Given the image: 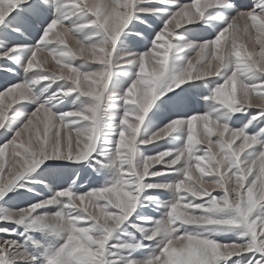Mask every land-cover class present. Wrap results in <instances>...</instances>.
I'll return each instance as SVG.
<instances>
[{
	"label": "snow or ice",
	"instance_id": "obj_1",
	"mask_svg": "<svg viewBox=\"0 0 264 264\" xmlns=\"http://www.w3.org/2000/svg\"><path fill=\"white\" fill-rule=\"evenodd\" d=\"M54 2L57 17L47 24L24 64L25 72H34L35 77L0 90V129L17 104L36 99L34 85L66 81L71 87L58 88L50 100L38 102L11 139L0 144V200L23 187L26 174L49 160L78 162L92 157L104 127L103 106L113 68L136 65L137 78L122 97L127 107L108 165L116 170L114 182L86 193L62 189L43 201L0 214V225L15 224L26 232L46 230L60 238L55 247L36 256L19 241L3 238L15 235L16 229L0 227V264H120L121 256L114 249L125 250L124 264H264V127L248 131L254 122L264 121V79L259 78L264 76V0L237 10L213 39L183 45L173 43L177 30L204 20L211 9L235 5L231 0L178 4L148 51L119 58L115 50L125 29L140 14L161 11L152 6L157 0ZM145 2L147 6H142ZM26 4L28 0H0V25ZM72 15L90 19L66 26L64 21ZM84 29H92V35L80 38L77 33ZM245 37L247 44L241 42ZM69 39L75 46L69 45ZM23 47L0 52V59ZM187 50L194 54L185 66L173 67V54ZM45 51L57 71L44 70L47 57L37 59ZM76 59L100 68L82 71L73 63ZM229 66L232 71L213 90V99L231 115L256 109L248 124L234 129L213 115L199 113L174 119L150 138L140 139L143 121L157 99L186 83L220 76ZM73 94L90 103L80 110L52 111V100ZM181 129L186 133L182 148H168L137 161L140 144L159 142ZM171 176L178 178L169 181ZM151 189L171 190L173 199L163 205L162 219L140 216L141 223L131 225L144 239L158 241L150 255L137 260L126 251L133 245L110 241L142 200H157L144 195ZM50 206L58 210L41 211ZM227 232L236 233L237 239L222 243L213 238ZM146 247L142 242L135 245Z\"/></svg>",
	"mask_w": 264,
	"mask_h": 264
},
{
	"label": "rangeland",
	"instance_id": "obj_2",
	"mask_svg": "<svg viewBox=\"0 0 264 264\" xmlns=\"http://www.w3.org/2000/svg\"><path fill=\"white\" fill-rule=\"evenodd\" d=\"M173 1H175V0H173ZM176 1L172 2L173 3L172 4V3H166L163 0H161L160 1L161 3H164V4L166 3L164 5V4H160V2L157 0V2L153 5L154 7L158 8V9H160V7H162L164 5L162 10L163 11L165 9L169 10V11L167 10L168 12L165 11V13H166L165 15H167V17H165L164 19H162L163 18V17H161L162 15L158 17L159 13H161V11H162L161 9H160L161 11H159L156 14H154V16L153 15H145V14H142L143 15L142 16L140 14V16H142V17L139 16L138 19H134L129 24V26L125 29V32L123 33V35L120 37V40H119V42H118V44L116 46V50H115L116 57L119 58V57L125 56V55H127L129 53L132 54L133 56H136V55H139V54H142V53L148 51L151 48L153 37L160 30H162L163 25L166 22V20L169 18L170 14L176 10L175 6L178 5V4H184V3H191L192 2V0H184V2H182L183 0H179V1L176 0ZM63 2H66V0H62V3ZM88 2L91 3V2H93V0H88ZM231 2H232V4L235 5V8H229V7H222L221 9L220 8L219 9L214 8V10H211L208 13V15L206 14V17H205L204 20H202V21H200L198 23L191 24V25H186V26L182 27L181 29H179L180 31L177 30L176 37L173 40V43L176 44V45H179L181 43L180 45H182L184 43H191V42L198 43V42L205 41V39H206V41H209V40L213 39L214 38L213 36H215L218 33L217 31L222 29L226 25V23L230 20V18L233 17L234 15H236V11L237 10L251 8L252 5L255 3V0L254 1L253 0H246V2H245L246 6H244V7H239V5L236 4L237 0H232ZM146 3L147 2H145V4ZM145 4H143L142 6H147ZM167 4H169L170 8L168 6H166ZM36 5H41L47 11V14H46L47 16H45L44 18H41L40 21L37 20L35 18L34 14H33V7L36 6ZM56 8H57V5L54 2V0H28V4L20 6L16 11H14L12 13V15L10 17H8L6 19V21L4 22L3 25H0V52H5L8 49L12 48L14 45L26 46V47H23V48H21L20 50H18L16 52L12 53L9 58L0 59V90H3L4 88H6L10 84H15V83H18V82H30L35 77L36 73H34V72H25L24 64H25L26 60L29 57L31 47L33 45H35L38 40L41 39L42 32L45 29V27L47 26V24L50 22L51 19L57 17ZM217 10L219 11V13H218ZM155 16H156V18H155ZM209 16H212L214 18L209 19L208 18ZM146 17L147 18L149 17L148 18L149 20L150 19H154V22L156 21L155 23L153 22L154 26L151 27L149 24H147V22H150V21L149 20L147 21ZM88 19H90V17L83 16V15H80V16L72 15L69 19L65 20L64 23H65L66 26L71 27L72 25L77 24V23H84ZM23 20H24V22H23ZM25 20H32L35 23V26H36L35 27L36 30L34 31L35 33L33 32L32 28L30 30H28L29 32H27V33H29V37L28 36L23 37L22 35H18V32H19L20 29L22 31L26 30L25 27H27V26L25 25ZM145 21H147V22H145ZM10 22L11 23L13 22L14 24H17L18 27L15 26L13 23L12 24L14 26L11 25ZM18 23H19V25H18ZM135 23H141V24L143 23L144 25L146 24V26L149 25L148 26V27H150V32L148 31L149 35L144 36V38L145 39H149V41L145 40L143 37L140 36L142 33L138 34L137 31H136V34L132 33V31L134 32L136 30V28L132 29L133 26H134L133 24H135ZM153 23H151V24L153 25ZM9 24H10V26H9ZM22 24L24 25L23 27H22ZM7 26H9V27H7ZM15 27H16V30H15ZM19 27H20V29H18ZM188 27H189V29H188ZM214 27H215L216 33L211 31L212 28H214ZM199 28L203 29V34L206 31V33L204 35H208V37L210 39L208 37L204 38L205 36H203L201 34H200L201 36H199L197 32H196V35H195L194 38L193 37L190 38L188 36V35H190L189 32H191V30L193 32L194 29L196 31ZM204 28L205 29L207 28V30L209 31L208 34H207L208 31L207 30L204 31ZM17 29H18V31H17ZM187 29L188 30L191 29V30L188 31ZM192 32H191V34H192ZM20 33H21V31H20ZM92 33H93L92 29H84L83 31L77 33V35L80 38H87V37L91 36ZM131 33L133 35H131ZM180 33H183L182 34L183 36ZM184 34H185L186 37L184 36ZM209 34H210V36H209ZM17 35H18L19 38L17 37ZM125 35H126V37H125ZM135 35L138 36V37H136ZM127 36H130L131 38L128 37L129 38V40H128ZM138 38L139 39L143 38V40L145 41V42L143 41L144 43L142 42L143 45L141 44V46H138V47H140V49H142L141 51L136 50V49H138L137 46H136L137 42L134 43V39L136 41V39H138ZM6 39H8V43L9 44L6 43L7 42ZM125 39H126V41H124ZM130 40L133 41V42L132 43L129 42ZM195 40H197V41H195ZM241 42L247 44V38L246 37L243 38ZM68 43H69L70 46H75V42L72 39H69ZM125 43H127V45H129V46H126ZM128 47H130L132 50L130 48H128ZM129 49H130V51H129ZM179 53L181 54L182 52H178V54L176 52L177 55H180ZM182 54H183V56H177V55L173 56V60L174 61L176 59L174 57H178V58L182 57L184 59L183 60L182 58H179L181 60L176 59V61L177 60L178 61L177 62L175 61L177 63V66H180L181 68L183 66H185L187 59L190 58L194 54V50L183 51ZM44 57H47V63L44 65V70L57 71L58 66L55 64V61L52 59V57L47 55L46 51L39 53L37 59L41 60ZM173 60H172V63H173ZM73 63L78 68H80L82 71H92V70H98L100 68V65H98V64H95L93 62H85V61H83L81 59H76V60L73 61ZM175 65L176 64H174L173 67H175ZM127 66H129V67H127ZM177 66H176V68L180 69V67H177ZM229 67L224 70V72L227 75L230 74L231 71H232V67L231 66H229ZM137 73H138V67L136 65H117V66H115L113 68V75H112L111 81L109 83V86H108V88L106 90V94H105L106 97H107V100H106L105 105L103 106V124H104V127L101 130V135H100L99 140H98V144H97L98 151L96 153H94L93 157H90L89 159L84 160L83 163L81 161L82 164L80 163V161L78 163H76V162L75 163L74 162L73 163H68V162H64L62 160L61 163L60 162L55 163V160H49L47 162L51 161V163H48L46 166L44 165L45 167H43V165L38 166V168L39 169L41 168V169L37 170V168H35L34 172L37 175V176L35 175L36 177L33 176V178H35V179H33L32 176L30 177L33 181L32 180L29 181L30 178L29 177H25V181L21 182V184L23 182H26V184H30L29 187L32 186L34 189L28 188V187L25 188L23 186L22 189H21V187H19L18 191H14V192L10 191L9 192L10 196L8 195L9 194L8 193L4 197V199L2 200L3 203L0 200L1 201L0 202V204H1L0 205V210H1L0 214H7L8 212H10L12 210L21 209V208L18 207V205L21 204V203H22V208H25L29 204L35 203L38 200L39 201H43L44 199L48 198V196H49V194L51 192L52 186L54 184L55 185L65 186V185H67L70 182V183H74V186H75L78 183L79 184L78 187L80 188V190H82L84 188H87V190H90V189L92 190L94 188L98 189V188L102 187V184L100 183V185H98L97 187L93 186L94 188H90V187H92V182H94V180H95V179H93L94 177H96L95 184H96V182H97V180L99 178L101 179L102 177H104L102 174L105 172V169H107L106 171H109V169H110L111 171H114V173L116 172L113 167H109L108 165L111 162L112 149L114 148V146H115V144L117 142V138H118L119 120L122 117V114L126 110V107H127L123 103L122 97H123L127 87L130 86V84L133 82V80L137 78ZM225 73L220 75V78L222 80H220V78L218 76V77H215V78L211 77L210 78L211 81L209 80V78H207V80L203 79V80L192 81V82L186 83L185 85H183L181 87H177L176 89H174L171 92H167L165 95H163L159 99H157L155 101L154 106L147 113V115L145 117V120L143 121L141 130H140V133H139L140 139L150 138V136L153 133H155L158 129L166 126L170 121H172L174 119H177V118H184V117L190 118L196 112H198L196 114H199V113L202 114V113H207L208 112L210 115H213L214 117H216L215 115H217V117H219L221 120H222V118L226 119L229 122V124L228 123L227 124L231 128H234V129L242 128L246 124H248L247 122H248L250 116L255 114V112L257 111L256 109H249L248 110L249 112L247 114L250 115L249 117H247L246 113H244V114L243 113L235 114L237 119L240 116L245 115L246 118L244 119V117H243V119H242L243 121H245V122H243L244 125L242 124V120H240L241 124H242L241 125L240 121H239V123L235 122V121H232L233 120L232 119L233 116L228 114V113H226L223 109H221L216 104L217 102L215 100H214L215 101V103H214V101L212 100L213 99L212 98L213 97L212 94L208 93L207 95L205 94L207 97L203 96L204 93H205V91H204L205 88H204L203 84L205 83V85L207 86L208 89L213 90L214 88L219 86V84L221 85V83L222 84L224 83V78H225L224 76H226ZM257 75H259V74H257ZM218 78H219V80L221 82L218 80ZM259 78L264 79V76H260ZM212 82H215L214 83L215 86H213V87H212V84H213ZM199 84H201V85H199ZM62 87H71V85H70L69 82H66V81H58V82L52 83L50 85L48 83H46V82L45 83H41L39 85H34L32 87V95L34 97H36V99L35 100H29L27 102L17 104L14 107V109L12 110V113L10 115L9 120L6 122L5 127L3 129H0V144H3L5 142L4 140H10L11 139V137L14 134L15 130H17L22 125V123L26 120L27 116L30 115V113L37 107L38 102H43L45 100H50V98L53 96V94L56 93L57 89L58 88H62ZM42 88H44L45 91L42 90ZM201 90H203V95L201 94V98L203 97L202 99H204V98L205 99L204 100H200V99L196 98L198 106L192 104V102H191L192 98L190 97V95H192L193 93H196L197 94L196 96L199 97V91H201ZM183 94H185V96ZM186 95L188 96V98H187ZM209 95L210 96L212 95L211 101H210V96ZM182 96L186 97L187 100H186V98H185V100H183ZM188 99H189V101H188ZM181 102H183L184 104L181 103ZM88 103H90V101L87 98H84L83 96H77L76 94H73V95H70V96H67V97H61L59 100H52L51 101V108H52V111L54 113H60V112H67V111H70V110H80V109L84 108ZM206 103H209V104L207 105ZM161 104H162L163 108H161L159 110V112H158L157 108H160ZM203 107H204V110H202ZM197 108H198V110H196ZM221 113L223 115H221ZM160 114H161V116H163V120H160V117H161ZM218 115H221L222 118L220 116H218ZM229 115H230V117H229ZM246 120H247V122H246ZM230 121H231V123H230ZM250 127L251 128H248L249 132H256L261 127H264V121H261V123L260 122H256V123L254 122ZM200 128L202 129V123L199 124L198 127H197V132L198 133L201 131ZM185 137H186V133H184V131L181 129V130H178L177 132L173 133L172 135H170L167 139H162L159 142L151 143V144H147V145L140 144L138 146V152H137L136 159L139 162L143 158V156H144L143 154H145V153H147V154L149 153L147 156H149V155L153 156L154 154L159 153V152H161V151H163L165 149H168V148H177V149L182 148L185 145V143H186ZM93 160H94V162H93ZM52 161H54V163H52ZM90 161L92 162L91 163L92 165L90 164ZM95 162H97L96 165H93V163L95 164ZM98 163L99 164L102 163L100 165L101 166L100 168L98 167V165H99ZM78 166H80V167H78ZM83 166L86 167V168L84 169ZM90 166H96V167L92 168ZM81 167H82V169H81ZM156 167H160V166L157 165ZM87 168L91 172L93 170V172H94V173H92L93 174L92 175L93 178L91 176V172L89 173ZM89 168H92V170L89 169ZM96 168L97 169L99 168L98 172H97ZM83 169L85 171H83ZM81 172L83 174H85V175H83V177H82ZM71 173H72V176L75 173L74 176H73V179L75 178L76 181H78L77 183L75 182V180L73 181V179H71L72 176L69 177V175ZM198 174L199 173H196V175H198ZM101 175H102V177H100ZM105 175H107L106 172H105ZM40 176H41V178L42 177H44V178L41 179ZM175 177H177V176L168 177V180L169 181L175 180L176 179ZM115 178H116V175H113V174L108 175V179L109 180L106 179L104 181H107V182L109 181V182L107 184L103 185V186H106V185L109 186L112 182H114L113 179H115ZM70 179H71V181H70ZM47 184H48V186H47ZM88 184H89L90 187L88 186ZM168 192H172V191L171 190L160 191V190H156V189L146 190L144 195L156 196L157 200H155V201L142 200V202H140L138 208L136 209V213H139V215L134 213V216H133L134 219L131 217L130 220L126 223L127 225L125 224L126 226L124 225L119 230H116L115 232H117V233L114 234L115 235L114 237H116V235L118 237V235L120 234L121 237L127 238L126 236L128 235V233L133 232L134 236L131 239L127 238L129 240L128 242H127L126 239H125V241H123V239L121 241V238H120V241H119L118 240L119 237H118V239L115 238V240H113L114 238L112 237L110 242L112 244H114V245L130 244V245H133V246H135L136 244L142 242L143 244H145L148 247H150L152 241H148V240L144 239L142 234L136 232L135 229L131 227V225L132 224L141 223L140 216H143V217L152 216V218L153 217L158 218V216L164 211L163 205L166 204V203L163 201V199H164L165 194L168 193ZM82 193H86V190H84V192L82 191ZM34 198L37 199V200H34ZM17 203H19V204H17ZM13 204H14V207H13ZM2 205L4 207L1 208ZM5 208H7V209H5ZM41 211L43 213H48V214H52V212H53V210L50 207L42 209ZM155 215H157V216H155ZM0 227H7V228L16 229V234L15 235H13V236H6L5 235V236H3V238L4 239H14V240L19 241L20 244L23 245L27 249L28 252H30L31 254L36 255V256H41V254L46 250V247H47V249H48V246H49V248L55 247V245H57L60 242V240H59L60 238H58L55 234L51 233L50 231H46L45 230V231L26 232L24 227H18L15 224L0 225ZM146 227H147V225H146ZM126 230H128V231H126ZM124 231H125V233H124ZM122 234H123V236H122ZM125 234H127V235H125ZM0 235H2V234H0ZM29 236L32 238V240L38 241L41 246L40 247L34 246L32 241L28 239ZM236 237H237V235L234 232L216 233L213 236L214 239H216L217 241H220L222 243H227V242L236 240L237 239ZM50 238H51V241H52V243L50 245H52V246H50V245L44 246L46 240H50ZM157 242L158 241H155V243H157ZM44 248H45V250H44ZM41 249H43V250H41ZM132 249H134V251H131V254L133 256L135 254H137V256H134L137 260H140L138 252L142 251L143 253L141 254V256H143V254L147 251V250L144 251L143 250L144 248L143 249L142 248H139V249L130 248L129 250H132ZM149 250H151V249H149ZM116 252H122V254L124 253V251H122V249L117 250ZM151 252H152V250H151ZM118 254L122 258V260H120V263L123 264V262H124L123 258L125 256H124V254L122 255L121 253H118ZM121 261H123V262H121Z\"/></svg>",
	"mask_w": 264,
	"mask_h": 264
},
{
	"label": "bare ground",
	"instance_id": "obj_3",
	"mask_svg": "<svg viewBox=\"0 0 264 264\" xmlns=\"http://www.w3.org/2000/svg\"><path fill=\"white\" fill-rule=\"evenodd\" d=\"M158 1L160 2L161 0H158ZM163 1H164V0H163ZM175 1H176V0H175ZM175 1L172 0V2H175ZM178 1H179V0H178ZM231 1H232V0H231ZM253 1H254V0H253ZM159 2H158V3H159ZM172 2H171V3H172ZM176 2H177V1H176ZM182 2H184V0H183ZM245 2H246V0H237V3H236V4H238L239 7H244V6H246V5H245ZM160 4H164V3H161V2H160ZM165 4H166V3H165ZM165 4H164V5H165ZM172 4H173V3H172ZM145 5H147V3H146ZM164 5H163V6H164ZM152 6H153V5H152ZM161 6H162V5H161ZM163 6L160 7L161 10L163 9ZM166 6H168V7L170 8L169 4H167ZM166 6H165V7H166ZM165 7H164V8H165ZM219 8L221 9L222 7H219ZM219 8H217V9H219ZM167 10H168V9H167ZM167 10H166V9H165L164 11L162 10L163 12L161 11V13H159V15L157 14L158 17L161 16V15H162L161 17H163L162 19H164L165 17H167V15H165V14H166L165 11H167ZM211 10H214V9H211ZM211 10H209V12H210ZM168 11H169V10H168ZM168 11H167V12H168ZM217 11H218V10H217ZM157 13H158V12H157ZM218 13H219V11H218ZM33 14H34L35 18H36L37 20L40 21L41 18H44L45 16H47V15H46V14H47V11H46V9L43 8L41 5H36V6L33 7ZM210 14H211V13H210ZM222 14H223V13H222ZM222 14H221V15H222ZM141 15H142V14H141ZM207 15H208V14H207ZM221 15H220V16H221ZM224 15H225V14H224ZM224 15H223V16H224ZM230 15H231V14H230ZM139 16H140V15H139ZM142 16H143V15H142ZM142 16H140V17H142ZM153 16H154V15H153ZM211 17H212V16H211ZM146 18H147V17H146ZM146 18H145V19H146ZM148 18H149V17H148ZM148 18H147V21L149 20ZM153 18H154V17H153ZM155 18H156V16H155ZM157 19H158V18H157ZM160 20H161V19H160ZM147 21H145V22H147ZM149 21H150V22H147V24H149L151 27L154 26V23H155L156 21L154 22V19H150ZM162 21H163V20H162ZM209 21H210V20H209ZM216 21H217V20H216ZM23 22H24V20H23ZM153 22H154V23H153ZM210 22H211V21H210ZM10 23H11V22H10ZM12 23H13V22H12ZM12 23H11V25L14 24V23H13V24H12ZM151 23H153V25H152ZM207 23H208V22H207ZM211 23H212V22H211ZM213 23H214V22H213ZM5 24H6V23H5ZM7 24H8V23H7ZM23 24H24V23H23ZM23 24H22V27L24 26ZM142 24H143V23H142ZM142 24H141V23H135V24H133L134 26H133L132 29H135V28H136V30H135L134 32L132 31V33H133V34H134V33L136 34V31H137L138 34L142 33L140 36L144 38V36L149 35V34H148V31L150 32V27H148L149 25L146 26V24H145V25H144V24L142 25ZM203 24H204V23H203ZM14 25L17 26V24H14ZM14 25H13V26H14ZM18 25H19V23H18ZM25 25L27 26V27H25V28H26L25 31H24V30L22 31V30L20 29V27L18 28V29H20L19 32H18V35H22L23 37H26V36L29 37V33H27V32H29L28 30H30V29L32 28V30H33V32H34V31L36 30V28H35L36 26H35V23H34L32 20H25ZM156 25H157V24H156ZM156 25H155V26H156ZM212 25H213V24H212ZM212 25H211V26H212ZM9 26H10V24H9ZM9 26H7V27H9ZM207 26H208V25H207ZM17 27H18V26H17ZM190 27H191V26H190ZM186 28H187V27H186ZM11 29H12V28H11ZM18 29H17V31H18ZM23 29H24V28H23ZM188 29H189V27H188ZM188 29H187V30H188ZM15 30H16V27H15ZM190 30H191V29H190ZM190 30H188V31H190ZM205 30H207V28H206V29L204 28V31H205ZM20 31H21V33H20ZM179 31H180V30H179ZM188 31H187V32H188ZM207 31H208V30H207ZM211 31L216 33L215 27L212 28ZM33 32H32V33H33ZM191 32H192V30H191ZM191 32H189L190 35H188L190 38H191V37L194 38L195 35H196V32L198 33L199 36L203 35V36H205L204 38H207V37H208V35H204V34L206 33V31H205L204 34H203V29H200V28L197 29L196 31H195V29H194L193 32H192V34H191ZM217 32H218V31H217ZM19 33H20V34H19ZM34 33H35V32H34ZM128 33H129V32H128ZM132 33H131V35H133ZM208 33H209V31L207 32V34H208ZM215 33H214V34H215ZM9 34H10V33H9ZM180 34L182 35L183 33H180ZM200 34H201V35H200ZM18 35H17V37H18ZM122 35H123V34H122ZM10 36H11V35H10ZM14 36H15V35H14ZM135 36H136V35H135ZM135 36H134V37H135ZM182 36H183V35H182ZM184 36H185V34H184ZM209 36H210V34H209ZM212 36H213V35H212ZM17 37H16V38H17ZM125 37H126V35H125ZM128 37L131 38L130 36H127V38H128ZM136 37H138V36H136ZM136 37H135V38H136ZM185 37H186V36H185ZM196 37H197V36H196ZM213 37H214V36H213ZM7 38H8V37H7ZM18 38H19V37H18ZM30 38H31V37H30ZM127 38H126V39H127ZM129 38H128V40H129ZM143 38H141V39L138 38V39H136V41H135V39H134V43L137 42V43H136V46H137L138 49H136V50H138V51H141V50H142V49H140V47H138V46H141L142 42L144 41ZM204 38H203V39H204ZM208 38H209V37H208ZM9 39H10V38H9ZM20 39H21V38H20ZM126 39H125L124 41H126ZM132 39H133V38H132ZM144 39H145V38H144ZM184 39H185V38H184ZM188 39H189V38H188ZM195 39H196V38H195ZM209 39H210V38H209ZM6 40H7L6 43L9 44V43H8V39H6ZM11 40H12V39H11ZM13 40H14V39H13ZM17 40H18V39H17ZM119 40H120V39H119ZM145 40H148V41H149V39H145ZM182 40H183V39H182ZM186 40H187V39H186ZM192 40H193V39H192ZM192 40H191V41H192ZM14 41H15V40H14ZM148 41H147V42H148ZM195 41H197V40H195ZM205 41H206V39H205ZM3 42H4V41H3ZM10 42H11V41H10ZM129 42L132 43L133 41L130 40ZM144 42H145V41H144ZM144 42H143V43H144ZM189 42H190V41H189ZM11 43H12V42H11ZM13 43H14V42H13ZM183 43H184V42H183ZM191 43H196V42H191ZM198 43H199V42H198ZM125 44H126V46H129V45H127V43H125ZM180 44H181V43H180ZM180 44H179V45H180ZM184 44H185V43H184ZM134 45H135V44H134ZM134 45H133V46H134ZM142 45H143V44H142ZM182 45H183V44H182ZM134 47H135V46H134ZM128 48H130V47H128ZM132 48H133V47H132ZM130 49H131V48H130ZM130 49H129V51H130ZM133 49H134V48H133ZM131 50H132V49H131ZM134 53H135V52H134ZM182 53H183V52H182ZM182 53H181V54L179 53L180 55H177V54H178V52H177V54L175 53L174 55H175V56H176V55H177V56H183ZM174 55H173V56H174ZM187 56H188V55H187ZM184 57H185V56H184ZM174 58L179 59V58H182V57H179V58H178V57H174ZM176 59H175V61H176ZM182 59H183V58H182ZM172 60H173V59H172ZM179 60H181V59H179ZM183 60H184V59H183ZM175 61L173 60V63H174ZM177 61H178V60H177ZM177 61H176V62H177ZM176 62L174 63V64H176V65H175V68H176V66H177V63H176ZM173 63H172V64H173ZM174 64H173V65H174ZM173 65H172V66H173ZM183 65H184V64H183ZM181 66H182V65H181ZM127 67H129V66H127ZM177 67H180V66H177ZM180 68H181V67H180ZM229 68H230V67H229ZM176 69H177V68H176ZM178 69H179V68H178ZM224 73H225V72H224ZM222 74H223V73H222ZM225 74H226V73H225ZM226 75H227V74H226ZM30 76H31V75H30ZM33 77H34V76H33ZM217 77H218V76H217ZM221 77H222V76H221ZM224 77H225V76H224ZM212 78H213V77H212ZM214 78H215V77H214ZM219 78H220V76H219ZM219 78H218V80H219ZM28 79H29V78H28ZM206 80H207V79H206ZM209 80H210V78H209ZM212 80H213V79H212ZM216 80H217V79H216ZM220 80H222V79L220 78ZM220 80H219V81H220ZM210 81H211V80H210ZM220 82H221V81H220ZM220 82H219V83H220ZM196 83H197V82H196ZM212 83H213V84H212V87L215 86V85H214L215 82H212ZM217 83H218V82H217ZM202 84H203V83H202ZM199 85H201V84H199ZM203 85H204V88H205V90H204V91H205L204 95H203V90L199 91V97L196 96V95H197L196 93H193V94L191 93L192 95H190V97L192 98V100H191L192 104L198 106L196 98H198V99H200V100H204V99H205V98L202 99L203 97L201 98V94H202L204 97H205L208 93L213 95V90H214L215 88H214L213 90H210V89L207 88V86L205 85V83H204ZM216 85H217V84H216ZM219 85H220V84H219ZM221 85H222V83H221ZM184 87H185V86H184ZM197 87H198V86H197ZM40 88H41V87H40ZM47 88H48V87H47ZM47 88H46V89H47ZM200 88H201V87H200ZM42 90H44V88H42ZM199 90H200V89H199ZM44 91H45V90H44ZM185 91H186V90H185ZM42 92H43V91H42ZM210 92H211V93H210ZM184 93H185V92H184ZM205 94H206V95H205ZM114 95H115V94H114ZM183 95L185 96V94H183ZM212 95H211V96L209 95V96H210V101H211V97H212ZM186 96H187V95H186ZM209 96H208V97H209ZM206 97H207V96H206ZM185 98H186V97H183V96H182V99H183V100H185ZM187 98H188V96H187ZM187 98H186V100H187ZM212 98H213V97H212ZM206 99H207V98H206ZM212 100L214 101V99H212ZM188 101H189V99H188ZM206 101H207V100H206ZM181 103H183V102H181ZM186 103H187V102H186ZM211 103H212V102H211ZM214 103H215V101H214ZM183 104H184V103H183ZM206 104L208 105L209 103H206ZM216 104L218 105V103H216ZM210 105H211V104H210ZM124 106H125V105H124ZM159 106H160V105H159ZM159 106H158V107H159ZM218 106H219V105H218ZM216 107H217V106H216ZM219 107H220V106H219ZM123 108H124V107H123ZM161 108H163V107H162V104H161L160 108H157L158 112H159V110H160ZM205 108H206V107H205ZM213 108H214V107H213ZM199 109H200V108H199ZM157 110H156V111H157ZM196 110H198V108H197ZM202 110H204V107H203ZM199 111H200V110H199ZM222 111H223V110H222ZM248 112H249V111H248ZM248 112H247V113H248ZM250 112H251V111H250ZM156 113H157V112H156ZM196 113H198V112H196ZM196 113H195V114H196ZM207 113H208V112H207ZM247 113H246V114H247ZM251 113H252V112H251ZM255 113H256V112H255ZM208 114H209V113H208ZM236 114H237V113H236ZM238 114H240V113H238ZM243 114H244V113H243ZM253 114H254V113H253ZM221 115H223V114L221 113ZM221 115H218V116L221 117ZM230 115H231V114H230ZM230 115H229V117H230ZM160 116H161V114H160ZM160 116H159V117H160ZM215 116L217 117V115H215ZM232 116H233V117H232V119H233L232 121H235V122H238V123H239L240 120L243 119V117H244V119L246 118L245 115L240 116L238 119H237L236 115H232ZM249 116H250V115L247 114V117H249ZM216 117H215V118H216ZM217 118H218V120L220 119L219 117H217ZM221 118H222V117H221ZM168 119H169V118H168ZM160 120H163V116L160 117ZM165 120H166V119H165ZM220 120H221V119H220ZM224 120H225V121H224ZM221 121H222V122H226L227 120L222 118ZM243 122H245V121L242 120V124L244 125ZM246 122H247V120H246ZM226 123L229 124L228 121H227ZM230 123H231V121H230ZM232 123H233V122H232ZM247 123H248V122H247ZM255 123H256V122H255ZM260 123H261V122H260ZM148 124H149V123H148ZM240 124H241V121H240ZM242 124H241V125H242ZM233 125H234V124H233ZM260 125H261V124H260ZM155 127H156V126H155ZM236 127H237V126H236ZM249 128H251V127H249ZM200 129H201V128H200ZM181 132H182V131H181ZM184 133H185V132H184ZM182 137H183V136H182ZM183 139H184V138H183ZM185 139H186V137H185ZM4 141H5V140H4ZM151 149H152V148H151ZM148 154H149V153H148ZM148 154H147V153L143 154V155H144L143 158H144V157H149L150 155L147 156ZM93 155H94V154H93ZM151 155H152V154H151ZM92 157H93V156H92ZM98 157H99V156H98ZM96 159H97V158H96ZM94 160H95V159H94ZM94 160H93V162H94ZM61 161H62V160H59V161H58V160H55V163H58V162L61 163ZM88 161H89V160H88ZM64 162H68V163H73V162H74V163H75L76 161H64ZM78 162H79V161H78ZM78 162H76V163H78ZM48 163H51V161H50V162H45L44 164H41V165H43V167H45ZM52 163H54V161H52ZM80 163H81V161H80ZM82 163H83V161H82ZM82 163H81V164H82ZM91 163H92V162L90 161V164H91ZM96 163H97V162H95V164L93 163V165H96ZM98 164H99V163H98ZM101 164H102V163H101ZM101 164L98 165L99 168L101 167V166H100ZM44 165H45V166H44ZM83 165H84V164H83ZM91 165H92V164H91ZM80 166H81V165H80ZM80 166H78V167H80ZM43 167H42V168H43ZM74 167H75V166H74ZM83 167H84V166H83ZM90 167H92V168L94 167V168H95L96 166H90ZM85 168H86V167H84V169H85ZM92 168H89V169L92 170ZM99 168H98V169H99ZM38 169H39V168L37 167V170H38ZM40 169H41V168H40ZM40 169H39V170H40ZM78 169H79V168H78ZM81 169H82V167H81ZM84 169H83V171H85ZM96 169H97V168H96ZM98 169H97V172H98ZM34 170H35V169H33L32 171H30L29 173H27V174H26V177H29V178H30V177L32 176V178H33V176L36 175L35 172H34ZM37 170H36V171H37ZM87 170H88V168H87ZM87 170H86V171H87ZM94 170H95V169H94ZM106 170H107V169H105V172H106L107 175H105V172H104V173L102 174L104 177H102V175H101L100 177H102V178H101V179L99 178V179L97 180L98 183L96 182V184H95L96 177L93 178V176H92V175H93L92 173H94L93 170H92V172L88 170L89 173L91 172V176H92V178L95 179L94 182H92V187L89 186L90 183L88 184V186H89L90 188H94L95 186L97 187L98 185H100V183H101L102 186H103V185H105V184H107V183L109 182V181H108V182H107V181H104V180L108 179V175H111V174L116 175V172L114 173V171H111L110 169H109V171H106ZM81 171H82V170H81ZM115 171H116V170H115ZM88 172H87V173H88ZM97 172H96V173H97ZM36 173H37V172H36ZM49 174H50V173H49ZM74 174H75V173H74ZM74 174H73V176H74ZM81 174H82V177H83V175H85V174H83L82 172H81ZM86 175H87V174H86ZM198 175H199V174H198ZM36 176H37V175H36ZM36 176H35V177H36ZM44 176H45V175H44ZM71 176H72V173L69 175V177H71ZM73 176L71 177V179H73ZM96 176H97V175H96ZM98 177H99V176H98ZM111 177H112V176H111ZM29 178H28V179H29ZM40 178H41V176H40ZM42 178H44V177H42ZM42 178H41V179H42ZM175 178L177 179L178 177H175ZM33 179H35V178H33ZM71 179H70V181H71ZM87 179H88V178H87ZM115 179H116V178H115ZM115 179H113V180H115ZM172 179H173V178H172ZM30 180H32V179L30 178L29 181H30ZM74 180H75L76 183L78 182V181H76L75 178L73 179V181H74ZM108 180H109V179H108ZM23 181H25V180H23ZM32 181H33V180H32ZM34 181H35V180H34ZM92 181H93V180H92ZM21 182H22V181H21ZM79 182H80V181H79ZM82 182H83V181H82ZM42 183H43V182H42ZM44 183H45V182H44ZM22 184L24 185L25 188L28 187V188H32V189H34L32 186L29 187L30 184H26V182H23ZM45 184H46V183H45ZM80 184H81V183H80ZM94 184H95V185H94ZM78 185H79V184L77 183V184L74 186V183H70V182H69L67 185H65V186H62V185H55V184H54V185L52 186L51 192H50V194H49L48 197H51L54 193H56L57 191L62 190V189H63V190L71 189V190L75 191L76 193H82V191L84 192V190H86V192H88V191L91 190V189H90V190H87V188H84V189L80 190V188L78 187ZM108 185H109V184H108ZM47 186H48V184H47ZM80 186H81V185H80ZM93 186H94V187H93ZM106 186H107V185H106ZM22 188H23V187H21V189H22ZM94 189H95V188H94ZM94 189H92V190H94ZM96 189H97V188H96ZM14 191H18V188L15 189ZM14 191H13V192H14ZM25 191H26V190H25ZM28 191H29V190H28ZM13 194H14V193H13ZM8 195L10 196V193H9ZM172 199H173V192H168V193L165 194L163 201H164L165 203H167V202L171 201ZM2 200H3V199H2ZM2 200H1V201H2ZM34 200H37V199L34 198ZM1 201H0V202H1ZM5 202H6V201H5ZM12 202H13V201H12ZM141 202H142V201H141ZM2 203H3V201H2ZM19 203H20V202H19ZM19 203H17V204H19ZM5 204H6V203H5ZM0 205H1V204H0ZM15 205H16V204H15ZM2 207H4V206L2 205L1 208H2ZM6 207H7V206H6ZM9 207H10V206H9ZM13 207H14V204H13ZM18 207L22 209V203L19 204ZM16 208H17V207H16ZM50 208L53 210L52 213H55V212L58 210L57 206H50ZM5 209H7V208H5ZM8 209H9V208H8ZM7 211H8V210H7ZM160 211H161V210H160ZM160 211H159V212H160ZM0 212H1V210H0ZM8 213H9V212H8ZM8 213H7V214H8ZM164 213H165V208H164V211H163L160 215L158 214L160 217H159V216H158V218L153 217V219H154V220H160V219H162L163 216H164ZM150 215H151V214H150ZM133 216H134V215H133ZM155 216H157V215H155ZM149 217H152V216H149ZM132 218H133V217H132ZM133 219H134V218H133ZM134 221H135V220H134ZM138 221H139V220H138ZM126 225H127V224H126ZM126 225H125V226H126ZM118 230H119V229H118ZM126 231H128V230H126ZM116 233H117V232H114V234H116ZM119 233H120V232H119ZM124 233H125V231H124ZM114 234H113V238H114L113 240H115V238L118 239V237H119V239H118L119 241H120V238H121V241H122V239H123V241H125V239H126L127 242L129 241L128 239H131V238L134 236V233H133V232L128 233V235L125 234V235H127L126 237H127L128 239L125 238V237H124V238L121 237L120 234L118 235V237H117V235H116V237H114V236H115ZM129 234H130V235H129ZM41 235H42V234H41ZM122 236H123V234H122ZM47 237H48V236H47ZM55 237H56V236H55ZM55 237H54V238H55ZM57 237H58V236H57ZM58 238H59V237H58ZM236 238H237V237H236ZM59 240H60V239H59ZM132 240H133V239H132ZM132 240H131V241H132ZM55 242H56V241H55ZM42 243H43V242H42ZM51 243H52V241H51V238H50V240H46L44 246H46V245H50ZM150 243H151V242H150ZM150 243H149V244H150ZM157 243H158V242H157ZM157 243H155V240H154V241H152L150 247H147L146 249H145V248H144V249L142 248L144 251H146V250H147V251L143 254V256H141V254L143 253L142 251L138 252V253H139L140 260H143V259H145L148 255H150L151 250L153 251L154 249H156ZM54 244H55V243H54ZM149 244H148V245H149ZM42 246H43V245H42ZM50 246H52V245H50ZM53 246H54V245H53ZM55 246H56V245H55ZM132 248H135V246H133ZM46 249H47V247H46ZM48 249H49V246H48ZM149 249H151V250H149ZM41 250H43V249H41ZM44 250H45V248H44ZM114 250L117 251V250H120V249H114ZM122 251L125 252V250H122ZM126 251H130V252H131V251H134V249H132V250H129V249H128V250H126ZM42 252H43V251H42ZM117 253H121V254H122V252H117ZM36 254H37V253H36ZM123 254H124V253H123ZM123 254H122V255H123ZM37 255H38V254H37ZM134 256H137V254H135ZM122 257H123V256H122ZM125 258H126V257L123 258V261L125 260ZM121 260H122V258H121ZM123 261H121V262H123ZM120 264H122V263H120ZM123 264H124V262H123Z\"/></svg>",
	"mask_w": 264,
	"mask_h": 264
}]
</instances>
